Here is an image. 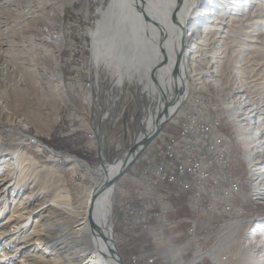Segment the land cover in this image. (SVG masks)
Here are the masks:
<instances>
[{
	"label": "rangeland",
	"instance_id": "1",
	"mask_svg": "<svg viewBox=\"0 0 264 264\" xmlns=\"http://www.w3.org/2000/svg\"><path fill=\"white\" fill-rule=\"evenodd\" d=\"M17 2L27 1L0 0V178L16 186L14 192L0 201V230L5 229L0 233V264H20L30 245L24 236L60 233L55 220L57 212L50 210L51 201L45 203L46 199L65 189L77 208L79 201L102 179L97 173L103 170L102 163L112 161L108 165L111 169L123 162L145 132L149 116L158 110L157 115L167 102L165 100L159 108L157 94L152 95L154 91L150 89L156 81L139 72L135 75L120 73L118 62L106 48L95 59L92 33L110 0H68L63 13L58 12L55 4L47 9L48 20L36 22L32 18L22 22L12 5ZM24 9L21 8L28 17ZM194 9L186 20L183 49L187 54L183 70L188 74L183 83L179 82V89L183 84L186 88L178 94L175 88L167 96L169 112L182 97L178 110L168 121L176 131H160L144 154L155 143L177 132L186 98L199 96L208 113L232 129L233 140L228 137V172L239 180L241 193L232 212L197 213L186 205L178 208V214L188 216L192 222L166 228L163 238L143 232L133 242L135 228H131L128 205L135 197V189H139L132 178L136 174V160L114 185L109 206L113 237L120 250L124 247L130 251L125 264L140 263L132 262L131 255L135 251H131L141 245L152 251L155 260L151 264L183 261L193 264L202 260L211 264H245L255 262L253 254L259 261L264 259V178L258 181L253 170L255 166L257 170L264 168V0H196ZM172 11L177 26L174 25V37L178 38L179 11L174 14L175 7ZM47 29L61 36V47L55 40L48 39ZM29 38L35 39L34 46ZM164 63H168L166 53L159 77H168ZM59 85L63 86V91ZM157 93L160 96L159 91ZM244 100L251 103L245 109L257 108L247 109L249 142L244 137L239 117L231 113L232 106L235 104L236 111V106L243 105ZM51 137L63 147L54 148L44 141ZM69 143L76 150H82L83 156L72 153L67 146ZM31 203L37 210L16 233L12 229L24 220L17 223V216ZM248 203L262 206L263 213H255L254 208L246 206ZM10 216H13L11 221ZM171 220L176 218L172 216ZM192 227L195 236L189 232ZM177 230L182 233L175 236ZM259 242L260 247L255 249ZM16 245L19 248L15 249ZM251 249L253 254L249 252ZM211 253L219 254V261L214 260ZM42 255L43 259L50 257Z\"/></svg>",
	"mask_w": 264,
	"mask_h": 264
},
{
	"label": "bare ground",
	"instance_id": "2",
	"mask_svg": "<svg viewBox=\"0 0 264 264\" xmlns=\"http://www.w3.org/2000/svg\"><path fill=\"white\" fill-rule=\"evenodd\" d=\"M26 1L24 4L22 2L12 3L15 6L14 9L17 14H20L22 22L28 18H32L35 22L38 20H48L49 18L46 16L47 9L48 7L52 9L55 4L58 12L63 13V6L68 0ZM176 4L177 0H110L107 7L102 11V19L97 23L96 29L92 33L95 46V59H98L100 51L106 48L111 53L110 56L113 54L115 60L118 62L120 73L129 72L130 75H133L135 72H139L149 80H152V82L156 81L154 85H151L150 89L154 91L152 95L157 94L158 101L160 102L158 105L159 108L164 105L165 100L168 101L167 96L175 88L178 89L177 94L181 89L185 90L186 88V84H183L182 88L179 89V82L183 83L184 78L188 74L186 69L183 70V66L187 63L186 53H183L179 66V74L176 78L171 76V70L176 62V54L181 50L183 42L186 40V20L189 14L194 12L196 0H183L178 14L180 20L179 25L181 27L179 37H176L177 39L174 37L175 27L177 28V26L172 16V10L176 7ZM22 7H25L24 11L29 15L28 17L22 12ZM23 16H26V18L23 19ZM181 28H183L184 32ZM47 32L48 39L55 40L58 46L61 47L63 42L61 36L55 35L50 29H47ZM29 39L31 40V45L34 46L35 39ZM175 49H177L176 52ZM165 53L168 63H164L163 69L165 68L166 76L168 77H159L158 71L162 66V58ZM122 66L125 67L124 70L121 69ZM130 69L131 72L129 71ZM59 83L62 82L60 81ZM61 87L63 91V86ZM156 90L159 91L160 96H158ZM250 104V100H244L243 105L236 106L238 107L236 111L233 107L235 104L231 108L233 116L236 114L239 117L240 127L242 128L245 139L248 138V142L249 137L247 136V131L249 129L246 120L249 118V110L251 111L252 108L257 109L251 106L247 108L249 110L245 109V106H249ZM168 109L171 110V107ZM156 112L147 119L146 130L142 136H139V139L136 141L137 143L155 126ZM262 123L264 124V121ZM132 154L130 156V152L128 151L125 160L118 164L116 163L111 169L103 165V170L101 169L97 172L102 175V179H100V182L93 190L79 201L77 208L71 200L69 191L65 189H61L52 198L46 199L45 203L51 201L49 205L50 210L57 212L55 215L57 222H55L59 225L60 233L43 232L37 236H34L35 233L31 236H24L30 245L26 247V252L21 260H19V263L118 264L113 256L111 244L105 239L107 237H113L110 226L109 206L111 205V199L115 190L114 185L104 187V184L106 180L113 177L131 159ZM251 165L254 166V163L252 162ZM257 169V166L253 169L256 170L254 172L255 178L258 181H262L264 178V168L262 170ZM5 180L4 177L0 178V197L2 198L0 201L4 200L7 194L16 190V186H12ZM98 190H100L99 194L94 197L93 194ZM24 208V212L17 216V223L24 219L23 222L14 226V229H12L16 233L22 229L23 223L29 220L37 210V207L33 203L25 205ZM13 216L8 218L9 221L13 220ZM91 221L95 224L94 228L91 226ZM2 231H5V229H1L0 233ZM60 240L61 242L58 243ZM260 244V242L257 243L255 249H257V246L260 247ZM17 248H19L18 245L15 246V249ZM39 251H42L41 255H37ZM249 252L253 254L252 249ZM43 253L50 255V257L43 259L45 258L42 255ZM253 255L252 258L255 262H246L245 264H264V259L259 261ZM211 257L219 261V254L211 253Z\"/></svg>",
	"mask_w": 264,
	"mask_h": 264
},
{
	"label": "built area",
	"instance_id": "3",
	"mask_svg": "<svg viewBox=\"0 0 264 264\" xmlns=\"http://www.w3.org/2000/svg\"><path fill=\"white\" fill-rule=\"evenodd\" d=\"M141 160L144 164L142 175L153 183L168 184L186 192L193 211L227 214L235 210L234 202L240 196L241 186L228 172L229 139L221 130V120L208 113L199 96L186 98L177 132L155 143ZM176 190L172 193H178ZM128 212L144 228L161 216V212L146 200L131 202ZM189 232L195 236L194 227ZM226 257L223 255V259ZM142 259L150 264L155 260L154 257L133 256L132 262ZM196 263L198 261L193 264Z\"/></svg>",
	"mask_w": 264,
	"mask_h": 264
},
{
	"label": "crops",
	"instance_id": "4",
	"mask_svg": "<svg viewBox=\"0 0 264 264\" xmlns=\"http://www.w3.org/2000/svg\"><path fill=\"white\" fill-rule=\"evenodd\" d=\"M134 169H135L136 174L133 175L132 178L137 183L139 189H135V192H136V194H134L135 197H133V199H131L130 201L131 202L140 201V200L149 201L154 205L156 209H158L161 212V216L160 218L155 219L153 223L150 225V227L144 228L137 219H135L129 214V218L132 224L131 228H135L134 230H132L133 231L132 234L135 236L133 237L134 238L132 240L133 242L135 241V239H137V237L140 234H142L143 232H148V231L153 233L154 236L157 234L156 236H158L159 238L160 237L163 238L164 237L163 231L166 228L167 229L172 228L176 225L182 224L185 221L189 222L190 218L188 216H185V215L180 216L178 214V208L186 207V205L190 206L189 198L186 192L181 191V190H176L175 187L170 186L168 184L153 183L151 180H149L148 177L140 173L139 164H137ZM172 190H176L178 193H172ZM126 212H127V209H126ZM172 216L176 218L175 221L171 220ZM181 233H182L181 230H177V232L174 234L175 236H178ZM155 243L157 246L158 243L157 242ZM134 246H130V248H134ZM128 247L129 246H127V248ZM137 247H140V248L136 250ZM173 249H175V247ZM151 254H152V251L147 250L146 247L141 245V246H136L135 252L132 253L131 256L132 257L133 256H147L150 258V257H153L151 256ZM139 264H150V263H148L147 260L142 259ZM180 264H190V262L183 261Z\"/></svg>",
	"mask_w": 264,
	"mask_h": 264
},
{
	"label": "water",
	"instance_id": "5",
	"mask_svg": "<svg viewBox=\"0 0 264 264\" xmlns=\"http://www.w3.org/2000/svg\"><path fill=\"white\" fill-rule=\"evenodd\" d=\"M183 0H178L177 5L175 7V12L174 14H178L177 12L180 9V5L182 4ZM177 19V16H175ZM181 27V25H180ZM182 31L184 32L183 28H181ZM184 35V34H183ZM184 38V37H183ZM183 49H184V42H183V48H181V50L179 52H177L176 54V62L175 65L173 67V76L174 78H176V76L179 74V66L182 60V56H183ZM181 95V94H180ZM180 100L182 101V97L175 101L176 102V107L174 108V110H172V112L168 111V106L170 104V101L166 102L165 107L159 111V113H157L156 119H155V126L148 131L144 137L142 138V140L140 142H136L129 150L130 153L132 154V157L130 160H128L125 165L111 178H109L108 180L105 181L104 187L106 186H110V185H115L117 183V181L126 173L128 172V170L131 168V166L133 165V163L139 158V156L141 155V153L143 152V150H145V148L147 147V145L160 133V131L162 130V128L165 126V124L171 119V117H173V115L176 113V111L178 110L179 106H180ZM173 101V100H172ZM174 102V101H173ZM112 161H104L102 164L107 167L109 164H111ZM100 192V190L95 191V193L93 194L94 197H96V195H98ZM91 226L94 228L95 224L93 221H91ZM110 244H111V250L113 253L114 258L116 259L118 264H125L123 255L121 253L120 248L117 245L116 239L114 237H107L105 238Z\"/></svg>",
	"mask_w": 264,
	"mask_h": 264
},
{
	"label": "trees",
	"instance_id": "6",
	"mask_svg": "<svg viewBox=\"0 0 264 264\" xmlns=\"http://www.w3.org/2000/svg\"><path fill=\"white\" fill-rule=\"evenodd\" d=\"M221 130H222V132L227 136V137H229V139L230 140H233V132H232V129H231V127L230 126H227L226 124H224V122H222V124H221ZM175 132L176 131V129H174V125H172V124H170L169 122H167L166 124H165V126L162 128V130H161V132ZM68 137H70L69 135H67ZM67 137V139H69ZM71 138H73V137H71ZM44 141L47 143V144H49L50 146H52V147H54V148H58V149H60L61 147H63L62 146V144H57L58 143V141H57V139H55L54 140V138L52 139V137L50 138V139H44ZM67 141V140H66ZM68 148L70 149V151L72 152V153H74V154H77L78 156H83V152H82V150H76L73 146L74 145H71V143H69L68 145ZM80 147H81V144L79 145ZM79 147V148H80ZM147 148V147H146ZM237 151H239V148H238V146H236V148H235ZM146 150V149H145ZM145 150H143V152L141 153V155L139 156V158L140 157H143V155H144V152H145ZM236 150H235V155H236ZM137 159V161L135 162V164L137 165V164H139V165H141V166H144L143 165V163L141 162V160L140 159ZM244 188L245 189H247V185H245L244 186ZM250 202H252L251 200H250ZM249 209L251 208V209H253L254 208V210H255V213L257 212V213H263V211H262V206H253V204L252 203H248V205H246ZM135 251V248L134 249H132V251L131 252H134ZM121 252H122V254H123V257H124V259L126 260V258L129 256V254H130V251H128L126 248H124V247H121ZM196 264H211L209 261H207V260H202V261H200V262H198V263H196Z\"/></svg>",
	"mask_w": 264,
	"mask_h": 264
}]
</instances>
